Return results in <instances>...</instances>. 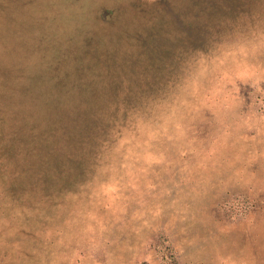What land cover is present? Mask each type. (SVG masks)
<instances>
[{"label":"rangeland","instance_id":"rangeland-1","mask_svg":"<svg viewBox=\"0 0 264 264\" xmlns=\"http://www.w3.org/2000/svg\"><path fill=\"white\" fill-rule=\"evenodd\" d=\"M10 43L87 183H22L0 120V264H264V0H0Z\"/></svg>","mask_w":264,"mask_h":264},{"label":"trees","instance_id":"trees-1","mask_svg":"<svg viewBox=\"0 0 264 264\" xmlns=\"http://www.w3.org/2000/svg\"><path fill=\"white\" fill-rule=\"evenodd\" d=\"M4 52L5 58H7V65L5 66L7 68V71L6 73L0 72V98L1 101H9L12 107L15 106L14 108H16V115L11 111L10 108L12 107L10 105L1 104L4 108L0 109V120H5L7 123L5 129H3V134H17V131L20 134L19 137L21 139L19 148H21V151L18 152L14 161L15 165L13 166L20 169L19 175L21 177L22 183H87L85 182L86 175L82 176V173H80L78 176L72 175L71 178L70 176L67 178V173H69L72 169L70 165H77V168L81 163L76 157L81 150H76L75 148V150H72V154L63 155L62 157H66L67 159V161H65L64 163H61V160L59 158H55L56 152L62 148L63 142H65V140H62L60 136L55 137L58 134V130L56 127L57 125L55 123V125L53 124V126L51 124H48V126L46 127L44 119L42 118L44 113H46L47 111V107L44 104L46 101L44 97L45 92L41 91L43 97L41 98L40 103L38 97L40 90L38 89V93L36 96L37 105H31V103L26 100V97L23 94L24 92L21 88V84L19 87L18 83L20 77L18 70H21L22 72L24 71L21 65L17 67L19 56L23 57L22 54L20 52L18 53V48L14 43H10L8 45L4 44ZM47 71L49 72V70ZM45 72L46 71L39 74V80L43 79ZM70 90L71 86L66 85L64 91H66L68 94ZM55 100H57L56 97H54V101ZM79 110V107H62L61 105L57 104H54V106L50 109V111L53 112L54 121L59 122L58 126L63 125V129L68 133L67 135H76L81 132L82 127L86 121H90L88 122V131L99 132L101 130L99 127L100 120L98 119L99 113L96 112V114H94L93 112H88L87 109L84 113H82V115H79ZM66 116L67 118L69 116L71 117L70 123H67ZM14 118L18 125V129L16 128L17 130H13V128L10 127L11 121ZM29 119H31L32 121V131L30 133L24 134V128L30 125ZM0 133H2V130H0ZM51 133H53V150L51 149L52 151H50V143L48 137V135H50ZM34 135L36 136L35 140H27L24 137H33ZM13 141L14 140H12V142ZM67 142L69 143V141ZM93 142L97 144L96 141L93 140ZM8 143L9 142L6 141V146H8ZM75 144L80 145L77 142ZM89 155L91 157V162H97V153H94L92 155V152H90ZM9 163L13 164V162ZM57 167L61 168V171H57ZM29 170H33L31 176L28 175V173L30 172ZM92 182L94 183V181ZM35 258L37 259V257H35L34 255V259Z\"/></svg>","mask_w":264,"mask_h":264}]
</instances>
